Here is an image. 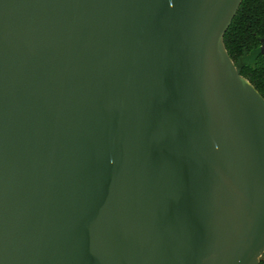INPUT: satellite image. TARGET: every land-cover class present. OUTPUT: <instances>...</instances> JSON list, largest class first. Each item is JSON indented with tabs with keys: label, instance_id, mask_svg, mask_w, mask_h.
I'll list each match as a JSON object with an SVG mask.
<instances>
[{
	"label": "water",
	"instance_id": "obj_1",
	"mask_svg": "<svg viewBox=\"0 0 264 264\" xmlns=\"http://www.w3.org/2000/svg\"><path fill=\"white\" fill-rule=\"evenodd\" d=\"M242 1L0 0V264H259Z\"/></svg>",
	"mask_w": 264,
	"mask_h": 264
},
{
	"label": "trees",
	"instance_id": "obj_2",
	"mask_svg": "<svg viewBox=\"0 0 264 264\" xmlns=\"http://www.w3.org/2000/svg\"><path fill=\"white\" fill-rule=\"evenodd\" d=\"M238 73L264 99V0H243L223 37ZM259 264H264L260 259Z\"/></svg>",
	"mask_w": 264,
	"mask_h": 264
},
{
	"label": "rangeland",
	"instance_id": "obj_3",
	"mask_svg": "<svg viewBox=\"0 0 264 264\" xmlns=\"http://www.w3.org/2000/svg\"><path fill=\"white\" fill-rule=\"evenodd\" d=\"M261 259L264 260V254H263V256L261 257Z\"/></svg>",
	"mask_w": 264,
	"mask_h": 264
}]
</instances>
